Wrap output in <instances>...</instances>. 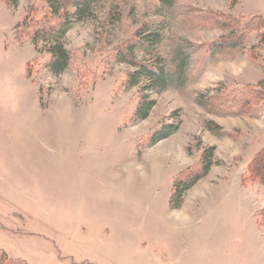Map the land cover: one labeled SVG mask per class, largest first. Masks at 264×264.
<instances>
[{"label":"rangeland","instance_id":"374dc122","mask_svg":"<svg viewBox=\"0 0 264 264\" xmlns=\"http://www.w3.org/2000/svg\"><path fill=\"white\" fill-rule=\"evenodd\" d=\"M46 13L0 0L3 264H264V186L249 173L264 149V0H90L59 76L23 33ZM148 23L172 84L139 120L145 83L127 86L135 69L114 55ZM227 36L242 45L213 54ZM165 123L179 131L151 146ZM210 147L209 175L173 209Z\"/></svg>","mask_w":264,"mask_h":264},{"label":"trees","instance_id":"16d2710c","mask_svg":"<svg viewBox=\"0 0 264 264\" xmlns=\"http://www.w3.org/2000/svg\"><path fill=\"white\" fill-rule=\"evenodd\" d=\"M166 2L167 0H160ZM14 8H17L20 0H7ZM239 0H232V5L237 6ZM90 0H46L47 13L33 24H25L24 36L38 46L40 43L47 47L46 52L51 55V60L47 63V68L55 76L65 72L70 63V54L64 45V39L75 23L83 21L89 12ZM263 28H264V20ZM216 26L223 30H231V26L222 19H214ZM151 23L138 28L125 44L119 47L114 55L118 63L127 64L135 69L130 73L126 82L127 86L136 87L145 83V94L140 95V103L137 109V118L146 120L156 105L151 96L160 95L168 90L172 84V77L166 66L165 60L161 55V35L158 28ZM243 37L227 36L224 40L213 45L212 53H221L222 48L236 49L241 46ZM264 42V35L261 43ZM153 56L152 61H142L138 59L139 54ZM185 59L180 57L179 64L182 67ZM179 131V126L174 123L162 124L157 132L151 134L149 144L154 146L174 135ZM214 147L205 149L204 157L197 172L189 175L186 180L178 178L175 194L172 199L173 209H180L185 202L187 194L203 179H205L215 160ZM250 177L264 186V149L255 157L249 166ZM264 221V214L261 216ZM5 254L0 250V264L4 263ZM16 264L22 263L16 261ZM24 264V263H22Z\"/></svg>","mask_w":264,"mask_h":264}]
</instances>
